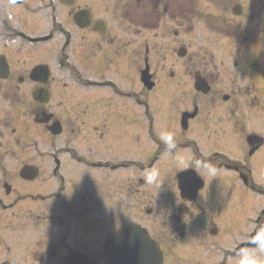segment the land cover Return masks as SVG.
I'll use <instances>...</instances> for the list:
<instances>
[{"label":"flooded vegetation","instance_id":"af4514ba","mask_svg":"<svg viewBox=\"0 0 264 264\" xmlns=\"http://www.w3.org/2000/svg\"><path fill=\"white\" fill-rule=\"evenodd\" d=\"M200 1L0 0V227L9 216L13 244L26 249L27 262L61 264L80 251L93 264L109 232L129 221L149 229L164 251L163 264L180 259L178 248L186 240L204 246L215 237L219 264H241L246 255L264 261L256 240L264 230V51L256 46L264 31V2L259 9L253 0H206L204 9ZM210 3L218 14L210 12ZM210 30L246 49L247 68L226 57L196 59L205 46L194 48L195 35ZM134 41L137 46L129 50ZM131 54L140 75L148 70L155 82L152 89L144 85L149 91L160 86V73L176 78L177 58L184 64L187 84L174 82L170 90L172 101L187 107L166 124L162 137L169 134L170 143L157 138L153 123L145 135L125 130L127 117H145L134 112V101L125 112V55ZM194 61L201 63L195 69ZM197 77L207 92L195 89ZM82 83L89 96L69 91ZM182 86L191 91L185 97L178 95ZM245 100L252 108L251 129L241 134ZM212 101L221 109L230 105L228 122L242 146L237 156L195 138L227 132L220 128L218 108L209 109ZM186 111L195 114L184 121ZM65 134L66 143L58 145ZM142 137L154 148L144 159L125 157V139ZM167 154L187 163L163 181L157 175H163L159 168ZM130 160L139 170L125 172ZM186 168L205 179L196 193L179 188L178 172ZM207 168L215 171L210 178ZM146 169H156L153 180ZM228 178L237 187L230 188ZM130 201L139 214L151 204L146 210L156 214L153 222L129 219ZM114 214L119 220L111 226L106 222Z\"/></svg>","mask_w":264,"mask_h":264},{"label":"rangeland","instance_id":"374dc122","mask_svg":"<svg viewBox=\"0 0 264 264\" xmlns=\"http://www.w3.org/2000/svg\"><path fill=\"white\" fill-rule=\"evenodd\" d=\"M206 0H201L200 6L202 8H206L205 3ZM212 1V0H211ZM256 1L258 4V7L260 9V2H264V0H253ZM250 4L247 2V5ZM258 9V10H259ZM215 12L218 14L220 10H218V6L210 3V12ZM231 14V13H230ZM260 25L258 23V31H260ZM212 31L210 30L209 33H205L204 35H195L194 39V48H200L201 46H205V50H202L198 55L196 56V59L198 58L199 62L204 61H216L219 59L225 58V61L231 59V62L233 63L234 59H237L240 61V69L244 70V67L247 68V65H249V56L245 51L246 49H239V46L234 41H224L220 38V36L217 34H212ZM137 46V41H134L132 43V46L129 50L132 49V47ZM257 49L264 51V31L258 33V41H257ZM247 52V51H246ZM128 56L125 55V66H128V69L125 67V99L127 104L125 103V112H131V107L133 106L134 102L137 104H134L136 107V110L134 112L141 113L145 117L140 120H131V117H127L125 119V130L132 131V130H143L141 131L143 135L147 134L150 129V124L153 123V128L155 131H157V135L163 139L164 130L166 128V124H169V119L177 116V112L185 107L187 105H184L180 103L181 101L178 99V101H172V90H170V87L174 84V82H177L176 84H179V81H185L184 83L187 84L186 80H189V77L186 76L184 72H181L180 70L183 69L184 64L182 60L178 59L177 65L175 70H177V76L172 77L170 76V73H160V86L152 91H149L145 88L144 84L140 80V72H138L135 69V66L138 64L137 59L133 57L131 54L128 58ZM199 62L194 61V69L197 65L201 64ZM184 73V78H180V74ZM241 84L244 82V80H239ZM78 85V86H77ZM75 87L73 86L69 91L73 95L77 94L80 96H89V93L87 91L86 86L84 84H77ZM195 91V89H194ZM129 92V93H128ZM186 92H191L189 88L186 86H182L179 89L178 95L185 97ZM196 92V91H195ZM196 96V94H194ZM140 99L141 101H138ZM134 101V102H133ZM218 102L212 101L209 104V109L214 113V111L219 107L217 106ZM147 104V105H146ZM175 104V105H172ZM222 109L218 108L216 110L217 115H220V118L223 119V121L220 124L221 129L227 130L226 134L219 137H207V136H200L195 137L197 142H199L200 145L205 146H213V145H220V148L227 154L231 156H237L242 151V146H240V142L237 137H234L233 134V126L232 123L228 122L229 118L226 114L229 112L230 105L223 103ZM148 107V110H147ZM228 108V110H227ZM251 111L252 108L250 106V103L245 100L243 101V104L241 105V118H242V124H241V134L244 132V130L250 131L251 129ZM149 112V113H148ZM170 114H173L170 115ZM170 115V116H169ZM171 128V126H169ZM194 128H201L197 125L194 126ZM160 130L161 135L158 134V131ZM166 136H169L167 134ZM65 137V138H64ZM170 137V136H169ZM67 134H65L63 137L57 140L58 145H63L66 143ZM131 140V141H130ZM126 140L125 139V157L134 158L136 160L144 159L148 152H150L154 145L147 142L144 137L140 140V142H136L134 139ZM65 141V142H64ZM166 141V140H165ZM164 148V147H162ZM178 162V163H177ZM187 163L185 158H180L177 154L172 156L171 154H167L166 158H164L163 163L161 164L159 171L162 169L163 175L160 176V174L157 175V179H160L164 181L163 176L165 174H168L170 170L175 169V167H180L182 164L184 165ZM133 170H139L138 166L134 164L133 161L130 160V162L125 163V172H132ZM206 175L210 178L212 176V173L215 171L212 168H207V171L204 169ZM227 171V170H223ZM156 173V169L150 170L146 169L144 171V174L148 176L150 179L153 180V174ZM157 174V173H156ZM232 174H229L231 176ZM232 177V176H231ZM228 185L230 188L237 187L238 182L237 180H232L228 178ZM53 183V182H52ZM39 187V186H35ZM14 195L10 196L6 199V202H10L13 200ZM27 201H23V203H26ZM152 206L151 204L146 205V209ZM129 219H136L142 216V220L145 221L147 224H151L156 217V214H148L147 210L141 214L137 211V203L135 201H130L129 203ZM4 211V209L2 210ZM4 213V212H3ZM120 213V211H119ZM106 215L112 214L111 212H106ZM9 217V216H8ZM8 217H6V221L2 223V226L0 227V237L3 239V244H0V264H39V263H33L30 261L27 262V252L26 249L22 246H14L13 239H12V229L11 226L8 227ZM118 217V216H117ZM115 219L119 220V217L116 218L115 214L114 217L112 216L106 223L113 226L117 222ZM114 221V224H113ZM10 222V221H9ZM105 224V223H104ZM150 226V225H149ZM154 229V228H153ZM152 229V230H153ZM154 231V230H153ZM98 236L99 240L102 241L104 238V235L101 233V228L98 229ZM206 244L204 246H196V244H193L191 239L186 240L183 244L179 245L178 252L181 254V261L179 258H167V261L165 264H213V263H220L221 258L218 253L219 248V239L217 237L212 239H207ZM99 241V242H100ZM213 254V258H209V255ZM95 258V262L93 260V264H111L109 263L101 254L100 252V246H98L97 252L93 255V259ZM58 264V263H53ZM230 264V262H229ZM232 264H235L232 262Z\"/></svg>","mask_w":264,"mask_h":264},{"label":"water","instance_id":"95a60500","mask_svg":"<svg viewBox=\"0 0 264 264\" xmlns=\"http://www.w3.org/2000/svg\"><path fill=\"white\" fill-rule=\"evenodd\" d=\"M143 82L152 88L151 74L144 70ZM196 87L207 92L209 86L204 81L197 79ZM188 118L186 114L185 120ZM58 123L53 126V131L59 132ZM188 172L180 175L181 188L187 186L185 178ZM102 253L114 264H162L163 253L159 244L151 238L149 232L138 224H129L113 230L101 247ZM63 264H89L87 256L80 254L70 256Z\"/></svg>","mask_w":264,"mask_h":264},{"label":"clouds","instance_id":"9594fccd","mask_svg":"<svg viewBox=\"0 0 264 264\" xmlns=\"http://www.w3.org/2000/svg\"><path fill=\"white\" fill-rule=\"evenodd\" d=\"M163 139H165L169 143L171 142V137L169 136H165L163 137ZM256 240L260 242L259 250L261 252H264V230L260 232V235L256 237ZM241 264H264V261H260L258 257L246 255Z\"/></svg>","mask_w":264,"mask_h":264}]
</instances>
